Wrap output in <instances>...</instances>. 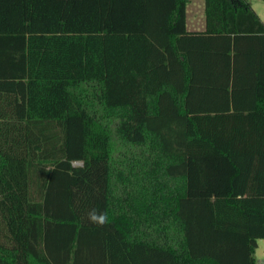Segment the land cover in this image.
I'll list each match as a JSON object with an SVG mask.
<instances>
[{
  "label": "trees",
  "instance_id": "16d2710c",
  "mask_svg": "<svg viewBox=\"0 0 264 264\" xmlns=\"http://www.w3.org/2000/svg\"><path fill=\"white\" fill-rule=\"evenodd\" d=\"M186 3L0 0V264H264V22Z\"/></svg>",
  "mask_w": 264,
  "mask_h": 264
},
{
  "label": "crops",
  "instance_id": "0c3cea01",
  "mask_svg": "<svg viewBox=\"0 0 264 264\" xmlns=\"http://www.w3.org/2000/svg\"><path fill=\"white\" fill-rule=\"evenodd\" d=\"M262 1V0H249L251 6L256 11L260 19L264 22V9L263 8H256L255 2ZM185 25L188 30H202L205 27V10H204V0H187L186 3V18H185ZM264 238L257 239V247L259 243ZM254 252V257H255Z\"/></svg>",
  "mask_w": 264,
  "mask_h": 264
},
{
  "label": "rangeland",
  "instance_id": "374dc122",
  "mask_svg": "<svg viewBox=\"0 0 264 264\" xmlns=\"http://www.w3.org/2000/svg\"><path fill=\"white\" fill-rule=\"evenodd\" d=\"M255 6H256V8H263L264 9V0H262V1H256L255 2ZM84 87H86V86H84ZM115 124H116V121H114L112 124H111V130H112V134H114V132H113V130H114V128H115ZM112 137H113V139H114V141H115V147H116V149H115V155H120V156H122V160L124 159V156L125 155H127L128 156V159H127V161H129V159L131 158V157H133V154H135L134 153V151L133 150H130V149H124V146L122 145V143L117 139V136L116 135H112ZM121 160V161H122ZM134 160V159H133ZM75 165H78V164H81L82 163V161H80V160H76V161H74L73 162ZM137 168V167H136ZM136 170H139V168H137ZM117 193H122L121 192V189L120 188H118L117 189ZM255 258L256 259H262V258H264V239L263 240H261L260 241V243H259V246H258V248L256 249V252H255Z\"/></svg>",
  "mask_w": 264,
  "mask_h": 264
},
{
  "label": "clouds",
  "instance_id": "9594fccd",
  "mask_svg": "<svg viewBox=\"0 0 264 264\" xmlns=\"http://www.w3.org/2000/svg\"><path fill=\"white\" fill-rule=\"evenodd\" d=\"M89 223L98 227L106 226L109 223V217L107 213L98 212L96 209H92L87 214Z\"/></svg>",
  "mask_w": 264,
  "mask_h": 264
}]
</instances>
